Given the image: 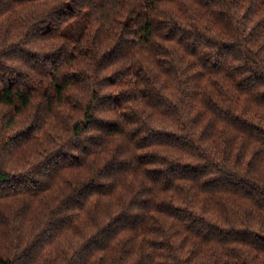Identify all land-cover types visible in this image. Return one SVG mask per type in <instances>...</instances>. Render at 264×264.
<instances>
[{
  "label": "trees",
  "instance_id": "16d2710c",
  "mask_svg": "<svg viewBox=\"0 0 264 264\" xmlns=\"http://www.w3.org/2000/svg\"><path fill=\"white\" fill-rule=\"evenodd\" d=\"M0 264H264V0H0Z\"/></svg>",
  "mask_w": 264,
  "mask_h": 264
}]
</instances>
